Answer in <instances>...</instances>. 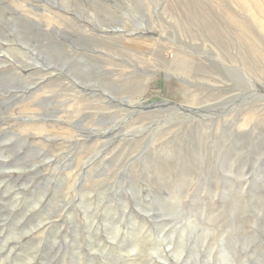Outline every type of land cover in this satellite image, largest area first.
<instances>
[{"label": "rangeland", "instance_id": "obj_1", "mask_svg": "<svg viewBox=\"0 0 264 264\" xmlns=\"http://www.w3.org/2000/svg\"><path fill=\"white\" fill-rule=\"evenodd\" d=\"M0 264H264V0H0Z\"/></svg>", "mask_w": 264, "mask_h": 264}, {"label": "water", "instance_id": "obj_2", "mask_svg": "<svg viewBox=\"0 0 264 264\" xmlns=\"http://www.w3.org/2000/svg\"><path fill=\"white\" fill-rule=\"evenodd\" d=\"M144 107L149 108V107H152V105L151 104H145Z\"/></svg>", "mask_w": 264, "mask_h": 264}]
</instances>
